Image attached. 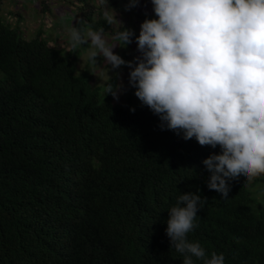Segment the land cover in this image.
Returning a JSON list of instances; mask_svg holds the SVG:
<instances>
[{"label":"trees","instance_id":"1","mask_svg":"<svg viewBox=\"0 0 264 264\" xmlns=\"http://www.w3.org/2000/svg\"><path fill=\"white\" fill-rule=\"evenodd\" d=\"M56 1L80 14L77 27L114 33L94 0ZM45 35L27 39L0 16V264H182L166 235L168 210L197 189L207 201L189 241L208 258L223 253L225 264H264L255 185L241 174L227 199L207 187L202 161L219 146L162 130L142 103L118 102L106 93L116 76L93 87L72 52Z\"/></svg>","mask_w":264,"mask_h":264},{"label":"clouds","instance_id":"2","mask_svg":"<svg viewBox=\"0 0 264 264\" xmlns=\"http://www.w3.org/2000/svg\"><path fill=\"white\" fill-rule=\"evenodd\" d=\"M139 2L128 0L126 10ZM100 3L108 24L119 30L106 38L103 28L73 24L69 47L87 45L93 65L102 57L111 70L127 66L135 96L159 117L162 130L219 146V154L202 161L210 190L227 199L230 182L241 174L244 186H251L264 174V0H151L157 18H146L138 36L116 19L108 0ZM134 36L140 55L126 61L114 49ZM121 91V84L106 87L114 99ZM199 192L180 194L168 210L170 249L183 255L182 264H225L223 253L208 258L199 242L187 238L207 201Z\"/></svg>","mask_w":264,"mask_h":264},{"label":"rangeland","instance_id":"3","mask_svg":"<svg viewBox=\"0 0 264 264\" xmlns=\"http://www.w3.org/2000/svg\"><path fill=\"white\" fill-rule=\"evenodd\" d=\"M44 0H0V16H4L13 26H20L24 31L27 39L33 35H37L39 30L45 32V36L50 39L57 48H62L65 52H72L77 74L87 75L93 87L103 86L108 83L113 77L118 78V83L122 85L121 94L116 99L118 102H124L127 98L135 104H141V101L135 96L136 89L129 85V72L127 66H121L118 69L111 70V65L106 66L102 57H98V63L93 65L88 61L86 46L83 45L77 50H72L68 44V29L75 24L77 26V19L79 13L76 11L70 14L73 7L66 2L51 0L49 8L51 13H43L42 7ZM113 1V0H112ZM120 5L117 7L114 3L109 4L113 9H117L116 19L122 21L126 28L133 29L135 36L139 35L141 23L147 19L157 18L153 11L151 0H140L139 4L126 10L128 0H117ZM123 3V4H122ZM95 11H102L103 7L100 0H94L91 3ZM101 5V6H100ZM92 6L89 7L92 9ZM117 7V8H116ZM104 13V12H103ZM105 16V15H104ZM97 18V16H95ZM128 21H131L129 25ZM114 33L119 30V25L112 24ZM114 33L105 34L106 38H110ZM135 36L132 38V43L126 47L117 46L114 52L120 55L126 61H132L140 53L137 50ZM110 69L108 71V69ZM118 74V75H117ZM258 180V181H256ZM264 174L257 177L253 181L255 185V197L264 202ZM264 206V204H261Z\"/></svg>","mask_w":264,"mask_h":264}]
</instances>
